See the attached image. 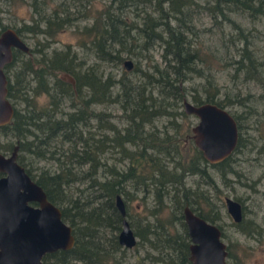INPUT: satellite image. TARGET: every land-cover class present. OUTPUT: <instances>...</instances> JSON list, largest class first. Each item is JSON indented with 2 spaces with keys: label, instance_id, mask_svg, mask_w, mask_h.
<instances>
[{
  "label": "rangeland",
  "instance_id": "1",
  "mask_svg": "<svg viewBox=\"0 0 264 264\" xmlns=\"http://www.w3.org/2000/svg\"><path fill=\"white\" fill-rule=\"evenodd\" d=\"M176 1L0 0V30L12 28L26 47H12L3 66L6 81H17L6 95L12 112L0 123V151L15 144L33 172L67 167V192L82 200L104 199L89 187L93 179L119 182L123 215L98 227L95 244L108 264H189L182 206L194 207V198L214 212L226 245L223 264H264V0ZM150 20L158 24L149 27ZM100 26V41L88 39L85 31ZM211 100L234 117L236 143L206 164V175L185 173L176 182L196 196L187 194L178 205L181 200L163 192L154 203L152 192L128 174V153L155 154L180 175L191 140L185 133L196 121L183 102ZM174 139L180 151L156 144ZM80 148L94 154V168L90 160L77 163L71 153ZM224 196L240 203L239 222L227 214ZM120 218L133 234L130 246L110 242ZM147 228L157 235L142 238Z\"/></svg>",
  "mask_w": 264,
  "mask_h": 264
},
{
  "label": "water",
  "instance_id": "2",
  "mask_svg": "<svg viewBox=\"0 0 264 264\" xmlns=\"http://www.w3.org/2000/svg\"><path fill=\"white\" fill-rule=\"evenodd\" d=\"M26 49L16 32L10 27L0 30V123L6 122L12 112L6 96V79L3 65L9 62L11 48ZM129 67L128 59L123 60ZM67 77V75H64ZM186 112L196 121L190 126L194 146L208 162L224 158L236 143V125L232 115L222 106L203 101L196 104L183 102ZM14 144L8 154L0 153V264H40L41 255L57 248H67L74 237L70 225L60 220L58 208L50 203L41 187L31 180L21 165L14 161ZM115 204L123 214L122 201L115 194ZM30 200L37 201L33 206ZM232 220L239 219V203L224 196ZM183 221L190 239L188 260L190 264H223L225 243L219 227L187 206L182 208ZM118 243L130 246L134 242L127 221L122 218L117 231Z\"/></svg>",
  "mask_w": 264,
  "mask_h": 264
},
{
  "label": "trees",
  "instance_id": "3",
  "mask_svg": "<svg viewBox=\"0 0 264 264\" xmlns=\"http://www.w3.org/2000/svg\"><path fill=\"white\" fill-rule=\"evenodd\" d=\"M176 5H179L178 0L176 1ZM102 10L103 12L107 11L106 8H102ZM101 12V10H98L93 16L98 25L102 16ZM168 17L169 16H164L165 21H163V24H165V26L172 31L173 26L167 19ZM157 24L158 21H156L154 24V20H150L149 27ZM103 31V27L100 26V28L96 30H86L85 34L90 40L95 41L96 39L97 41H100ZM176 45V42L173 43V46ZM16 81L17 80L6 81L7 96L12 94ZM89 86L95 89V95L100 97L101 95L103 96V91L97 87L96 83H90ZM210 102H214L220 106H223L220 100H217V102L211 100ZM188 132H190L189 128H187L185 135H188ZM184 139H182V141H184ZM177 143L178 142L175 139L173 141L159 140L156 142V144L159 147H162L164 150L180 151V146ZM189 143L190 147L186 150H183L182 152L183 161L180 163V175L175 171L168 169L161 161L160 157L156 156L155 154L148 153L145 150H140L139 152L133 154L128 153V174L133 179L141 183L143 190L145 189L152 192L154 203L161 200L163 192L169 194V196H174L176 200H181L178 205H180L182 201H186V199L189 198L187 197V194L195 195L192 190L185 189L180 184L177 186L176 182L180 181L181 176L185 173H199L206 175L205 167L209 162H207L206 159L201 155L200 150L191 144V140ZM71 154H75L79 157L77 163H84L87 160H90L92 168L95 167L96 159L90 150H86V148H80L79 151H73ZM18 160L20 161L19 157ZM31 169L33 168H25L30 176L34 177L35 181L43 187L47 197L60 206L61 217L71 226V232L74 237L73 244L68 249H60L54 251L52 254H47L44 257V262L42 264H58V261H63L66 263L72 259L79 261H83L84 259H94L96 264H108L106 260L102 259V255L99 253L98 247L95 244L99 232L98 227L102 223L108 222L112 217L115 221H118L120 217L113 204L114 194H120L121 192L119 182L117 180L105 182L93 179V182L89 184V187H93L95 190L99 189L102 191L104 199L97 202L87 201L82 200L80 195H69L67 192L65 184H68V182L71 180L67 167L59 169L57 168L55 171L49 172L40 170L36 174L33 172L31 173ZM177 192H181L180 197L177 196ZM97 196L100 197L101 194L93 195V197ZM194 200L196 205L191 207V209L196 211L201 217L212 222L214 219V212L212 211V213H210L209 209H202L197 200L195 198ZM156 220L158 224H161L158 219ZM147 232L153 235H157L156 233H158L157 229L147 228L146 230L143 229V231H141V237L145 239ZM146 240L148 239L146 238ZM152 241L153 239L151 238L150 242ZM110 242L111 244H117L115 234L110 236ZM186 253L187 250L185 249L183 261L188 262ZM145 257H147V253H145ZM148 258H150L149 254Z\"/></svg>",
  "mask_w": 264,
  "mask_h": 264
},
{
  "label": "flooded vegetation",
  "instance_id": "4",
  "mask_svg": "<svg viewBox=\"0 0 264 264\" xmlns=\"http://www.w3.org/2000/svg\"><path fill=\"white\" fill-rule=\"evenodd\" d=\"M4 66V65H3ZM2 69H3V67H2ZM64 77V76H63ZM64 78H69L68 76L67 77H64ZM189 130H190V127H189ZM187 137H190L191 138V136H190V133L188 134V135H186ZM186 136H185V138H186ZM185 140V139H184ZM191 140H192V138H191ZM14 145V144H13ZM12 145V146H13ZM12 146L10 147V149H9V151L11 150V148H12ZM9 151L7 152V153H5V152H1L0 151V153H2V154H4V155H6V154H8L9 153ZM18 157H19V155L17 154V146H16V148H15V158H14V161L15 162H17L19 165H21L22 166V168H23V170H24V172L29 176V178L31 179V180H33L34 182H36L35 181V179H34V177H31L30 176V174L25 170V168L26 167H29V166H25V165H23L22 163H23V161H22V159L19 157V159H20V161L18 160ZM208 162V161H207ZM33 169H31L30 171H31V173L33 172L32 171ZM33 173H37V172H33ZM3 175H5V173L3 172V171H1L0 170V176H3ZM37 183V182H36ZM40 187H41V189L43 190V192H44V195H45V198L50 202V203H52L53 205H55L57 208H58V210H59V213H60V220L62 221V222H64V223H66V224H68L66 221H64L63 219H62V217H61V211H60V206L57 204V203H54L53 201H51L48 197H47V195H46V193H45V191H44V189H43V187L39 184V183H37ZM115 194H118V193H115ZM115 194H114V196H115ZM119 195V194H118ZM113 196V204H114V207L116 208V210L118 211V214H119V216L120 215H123V214H120L119 213V210L117 209V206H116V204H115V197ZM233 200H236V199H233ZM121 201H122V199H121ZM237 201V200H236ZM238 202V201H237ZM29 203L30 204H32L33 206H36L37 205V201H35V200H30L29 201ZM239 203V202H238ZM224 204V203H223ZM124 206V204H123V202H122V207ZM185 205H183L182 206V208L184 207ZM224 207H225V210H226V212H227V214L229 215V212H228V210H227V207L224 205ZM191 209V208H190ZM209 210H210V213H212V209L211 208H208ZM191 211L192 212H194V213H196V214H198L196 211H194V210H192L191 209ZM199 215V214H198ZM200 216V215H199ZM230 216V215H229ZM120 219H122V218H120ZM205 219V218H204ZM242 219V216H241V209H240V203H239V219L237 220V221H234V220H232V221H234V222H239L240 220ZM207 220V219H206ZM214 223V222H213ZM69 225V224H68ZM71 227V226H70ZM220 237H221V234H220ZM69 247H67V248H57V249H54V250H52V251H46V253H44L43 255H41V257H40V260H39V262H40V264H42L43 262H44V257L47 255V254H52V253H54V251H57V250H60V249H68ZM225 248H226V246H225ZM187 249H188V246H187ZM187 260H188V257H187ZM188 262H189V264H190V261L188 260Z\"/></svg>",
  "mask_w": 264,
  "mask_h": 264
},
{
  "label": "bare ground",
  "instance_id": "5",
  "mask_svg": "<svg viewBox=\"0 0 264 264\" xmlns=\"http://www.w3.org/2000/svg\"><path fill=\"white\" fill-rule=\"evenodd\" d=\"M233 117V116H232ZM234 118V117H233ZM234 121H235V119H234Z\"/></svg>",
  "mask_w": 264,
  "mask_h": 264
}]
</instances>
